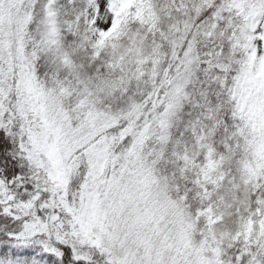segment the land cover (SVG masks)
Listing matches in <instances>:
<instances>
[{
	"label": "snow or ice",
	"instance_id": "6c2138e0",
	"mask_svg": "<svg viewBox=\"0 0 264 264\" xmlns=\"http://www.w3.org/2000/svg\"><path fill=\"white\" fill-rule=\"evenodd\" d=\"M0 264H264V0H0Z\"/></svg>",
	"mask_w": 264,
	"mask_h": 264
}]
</instances>
